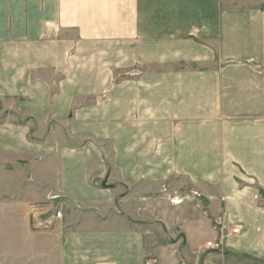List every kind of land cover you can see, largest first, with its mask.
<instances>
[{
    "label": "crops",
    "instance_id": "0c3cea01",
    "mask_svg": "<svg viewBox=\"0 0 264 264\" xmlns=\"http://www.w3.org/2000/svg\"><path fill=\"white\" fill-rule=\"evenodd\" d=\"M0 112L45 260L264 264V0H0Z\"/></svg>",
    "mask_w": 264,
    "mask_h": 264
},
{
    "label": "rangeland",
    "instance_id": "374dc122",
    "mask_svg": "<svg viewBox=\"0 0 264 264\" xmlns=\"http://www.w3.org/2000/svg\"><path fill=\"white\" fill-rule=\"evenodd\" d=\"M1 114L0 123L5 119ZM50 161V157L0 154V264H49L51 259L58 264L57 253L44 259L56 248L46 238L54 225L48 217L61 213L64 205L63 197L51 202L43 197V165Z\"/></svg>",
    "mask_w": 264,
    "mask_h": 264
},
{
    "label": "built area",
    "instance_id": "2783aa9c",
    "mask_svg": "<svg viewBox=\"0 0 264 264\" xmlns=\"http://www.w3.org/2000/svg\"><path fill=\"white\" fill-rule=\"evenodd\" d=\"M55 216H56L57 218H61V213H60V212H57ZM231 231H232L233 234H237L238 231H239V228H238V227L232 228ZM207 247H209V248H215V245H214L212 242H208V243H207ZM145 264H153V262L150 261V260H147V261L145 262Z\"/></svg>",
    "mask_w": 264,
    "mask_h": 264
}]
</instances>
